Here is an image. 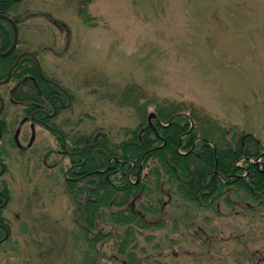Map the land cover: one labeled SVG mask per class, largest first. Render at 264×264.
<instances>
[{
  "label": "rangeland",
  "instance_id": "obj_1",
  "mask_svg": "<svg viewBox=\"0 0 264 264\" xmlns=\"http://www.w3.org/2000/svg\"><path fill=\"white\" fill-rule=\"evenodd\" d=\"M7 13L22 19L20 34L34 44L71 46L66 67L84 80V130L98 129L118 142L123 129L146 122L156 101L168 100L192 104L228 137L244 132L264 148V0H21ZM50 19L65 25L68 39ZM126 87L145 106L144 117L121 105ZM174 117L167 124L155 121L168 126ZM23 167L4 212L11 236L0 245V264H44L39 253L49 251L47 264H85L82 220L64 183L45 169L30 175ZM166 211L167 224L153 239L162 240L163 260L236 264L245 244L261 252L264 264V207L242 215L237 205L222 201L215 211L173 197ZM98 252L87 254L86 264L95 256L96 264H114L108 246L101 251L105 258Z\"/></svg>",
  "mask_w": 264,
  "mask_h": 264
},
{
  "label": "trees",
  "instance_id": "obj_2",
  "mask_svg": "<svg viewBox=\"0 0 264 264\" xmlns=\"http://www.w3.org/2000/svg\"><path fill=\"white\" fill-rule=\"evenodd\" d=\"M12 3L0 0V13H7ZM127 92L128 87L123 90L121 105L133 107L138 116L144 117L145 106H140L138 98L128 101ZM154 105L157 118L164 124L175 115L171 123L160 126L155 120L152 124L141 121L132 130L123 129L124 138L118 142L109 138L108 144L101 138L100 168H105L111 157L115 159L100 175L99 195L87 201H79L77 196L70 195L75 206H82L83 225L78 231L80 239L86 243L82 257L85 264L87 254L99 251V257L105 258L101 252L105 246L115 253L114 258L120 257L125 264H176L163 260L162 240L153 242L154 232L167 224L166 208L173 197L198 209L215 211L218 202L222 201L231 207L237 205L242 215H253L264 207V173L249 168L248 176L227 180V175L236 172L233 171L234 162L244 158L247 165V159H254L264 151L263 142L236 130L228 137L225 129L192 104L161 100ZM186 110L188 116L176 115ZM191 122L193 127L190 129ZM196 136L202 139L193 145ZM140 162L141 174L143 169H147V174L134 183ZM132 163L135 165L131 173L133 178L128 179L126 173ZM113 165L118 169L111 172ZM215 168L216 172H213ZM105 174L109 175L108 179ZM170 216V223L175 225L173 219L176 217ZM140 238L152 244L150 252L147 243L140 244ZM97 242H101L99 248L95 246ZM242 247V261L246 263L236 260V264L262 262L260 251L249 250L245 244ZM114 258L111 260L115 264L117 258ZM92 263L96 264V256Z\"/></svg>",
  "mask_w": 264,
  "mask_h": 264
},
{
  "label": "flooded vegetation",
  "instance_id": "obj_3",
  "mask_svg": "<svg viewBox=\"0 0 264 264\" xmlns=\"http://www.w3.org/2000/svg\"><path fill=\"white\" fill-rule=\"evenodd\" d=\"M8 16L17 27V40L9 51L14 38L13 26L0 19V245L11 236V221L4 212L12 200V183L19 165L25 166L30 175L45 169L53 178L62 180L67 193L77 196L79 201H87L99 195L100 175L114 160L108 159V165L101 169L99 143L103 138L110 144L109 137L98 129L84 130L80 87L84 80L79 72L66 67L72 62L71 46L34 44L20 34L22 19ZM50 22L68 39V30L62 22L56 19ZM132 94L128 88L125 96L128 101L135 98ZM200 139L196 136L193 145ZM263 158L258 162L246 160L247 165L244 158L236 160L233 170L236 172L227 175V180L248 176L249 168L264 173ZM134 168L132 163L126 173L128 179ZM117 169L111 166V172ZM141 170L139 163L134 183L144 176ZM81 210L82 206L77 208L80 218ZM75 221H79L78 217ZM39 255L47 264L51 253Z\"/></svg>",
  "mask_w": 264,
  "mask_h": 264
},
{
  "label": "water",
  "instance_id": "obj_4",
  "mask_svg": "<svg viewBox=\"0 0 264 264\" xmlns=\"http://www.w3.org/2000/svg\"><path fill=\"white\" fill-rule=\"evenodd\" d=\"M12 1H21V0H12ZM0 19H5V20H7V21H9V22H11L12 23V26H13V36H14V38H13V42H12V45H11V48L9 49V51L12 49V47L15 45V43H16V40H17V27H16V25H15V23L13 22V20L11 19V18H9L7 15H5V14H0ZM174 117V116H173ZM172 117V118H173ZM171 118V119H172ZM151 119H157V117H156V115H155V113L154 112H149V114L147 115V120H148V122L149 123H151ZM158 123L160 124V122L158 121ZM264 155V152L262 153V154H260L255 160H254V162H258L259 161V159L262 157ZM5 237H6V235H5ZM4 237V238H5ZM3 238V239H4ZM2 241V240H1Z\"/></svg>",
  "mask_w": 264,
  "mask_h": 264
}]
</instances>
